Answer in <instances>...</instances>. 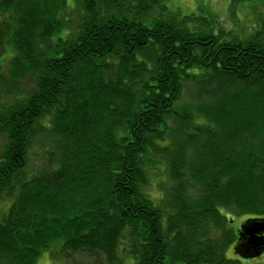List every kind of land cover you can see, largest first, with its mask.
I'll return each instance as SVG.
<instances>
[{
	"label": "trees",
	"instance_id": "1",
	"mask_svg": "<svg viewBox=\"0 0 264 264\" xmlns=\"http://www.w3.org/2000/svg\"><path fill=\"white\" fill-rule=\"evenodd\" d=\"M166 1L0 0V264L255 257L226 211L264 221V28Z\"/></svg>",
	"mask_w": 264,
	"mask_h": 264
},
{
	"label": "rangeland",
	"instance_id": "2",
	"mask_svg": "<svg viewBox=\"0 0 264 264\" xmlns=\"http://www.w3.org/2000/svg\"><path fill=\"white\" fill-rule=\"evenodd\" d=\"M166 5L171 11L180 13L181 15L195 14L197 16H207L209 20L215 17V20L220 22L216 25H220L225 31L235 30L241 36L249 34L252 29L264 28V0H250L249 2L239 4L236 8H232L230 0H168L166 1ZM8 64L9 60L3 63V66L6 65L5 68H7L9 67ZM20 83H23V89L34 85V82L30 78L23 79ZM10 102L11 96L2 93L0 95V110L3 108L1 103L5 106ZM4 143L5 141L0 138V153ZM47 164L45 152L39 153L34 149L29 154V164L26 172L29 175L35 174ZM160 174V170L154 173L155 182L161 178ZM152 192L156 197L161 193L157 185L153 186ZM226 214L229 218L230 227L234 229H239L243 221L249 218L247 215H237L227 211ZM233 247L234 245H231L227 253L230 257L236 256ZM54 249L53 251L43 253L36 264H93L95 261L94 258L83 253H73L71 256H67L64 252H61L60 244L56 245ZM257 261L264 264V252L250 259H242L244 264Z\"/></svg>",
	"mask_w": 264,
	"mask_h": 264
},
{
	"label": "water",
	"instance_id": "3",
	"mask_svg": "<svg viewBox=\"0 0 264 264\" xmlns=\"http://www.w3.org/2000/svg\"><path fill=\"white\" fill-rule=\"evenodd\" d=\"M241 229L248 236V244L254 250L253 255L255 257L261 255L264 251V221L261 219L249 220L242 225Z\"/></svg>",
	"mask_w": 264,
	"mask_h": 264
},
{
	"label": "flooded vegetation",
	"instance_id": "4",
	"mask_svg": "<svg viewBox=\"0 0 264 264\" xmlns=\"http://www.w3.org/2000/svg\"><path fill=\"white\" fill-rule=\"evenodd\" d=\"M241 228V227H240ZM264 234V233H263ZM244 237L246 236L245 234H242ZM261 235H262V233H261ZM251 247V246H250ZM252 248V247H251Z\"/></svg>",
	"mask_w": 264,
	"mask_h": 264
}]
</instances>
